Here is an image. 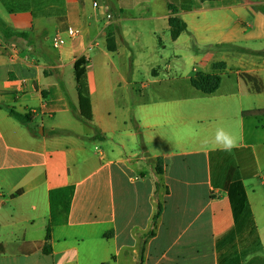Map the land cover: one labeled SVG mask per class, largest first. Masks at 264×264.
Instances as JSON below:
<instances>
[{
  "label": "crops",
  "instance_id": "crops-1",
  "mask_svg": "<svg viewBox=\"0 0 264 264\" xmlns=\"http://www.w3.org/2000/svg\"><path fill=\"white\" fill-rule=\"evenodd\" d=\"M171 1L186 31L170 40L207 51L191 59L208 72L193 67L166 80L152 70L131 113L117 104L118 95L104 99L103 126L85 122L90 131L83 132L60 83L74 81L79 89L88 66L113 67L112 60L84 56L94 48L104 56L117 52L112 18L133 12L138 21L164 22L169 34ZM194 1L0 0V21L25 35L0 38V264H264V227L261 234L256 220L262 212L264 225V193L257 199L247 186L259 178L254 140L264 148L256 134L264 127L253 122L264 118V106H251L239 78L245 73L263 83L264 0ZM151 10L154 17L146 15ZM108 32L115 52L106 49ZM51 35L70 43L50 45ZM3 44L19 56L8 60ZM198 73L219 76L213 94L191 85ZM124 78L119 82L127 85ZM87 79L93 87L94 77ZM218 128L236 138L231 151L213 143ZM50 192L68 199L67 213L58 206L53 217Z\"/></svg>",
  "mask_w": 264,
  "mask_h": 264
},
{
  "label": "rangeland",
  "instance_id": "rangeland-1",
  "mask_svg": "<svg viewBox=\"0 0 264 264\" xmlns=\"http://www.w3.org/2000/svg\"><path fill=\"white\" fill-rule=\"evenodd\" d=\"M164 2V0H163ZM192 2H195L192 0ZM91 4V0H90ZM146 15L154 17L153 10L146 13ZM133 18H138L133 12L130 13L129 17H115L112 18L113 29L116 30V40L118 50L115 53L104 56L98 52L96 48L91 51H87L84 56L85 58H99L109 62L113 61V67L109 64L108 70L100 67V64H95L93 67L88 66L86 72L84 71L83 76L80 79L79 89H74V81L70 84L67 82L60 83L62 86V94H64L67 102L74 110V115L71 113V117H75L82 124L83 132L88 133L89 126L85 122L93 121V126L97 129L100 125L103 126V120L106 118V109L104 99L116 100L117 104L120 102L127 109V113H131L130 108H134L135 100L140 96L144 95L142 91V85H147L151 79V71L155 70L159 72V78L166 80L180 79L183 76H187L192 73L193 67H198L204 72H208V69L198 61L194 63L191 57L205 55L207 51L201 47H193L192 44L182 43L175 46L170 40L169 34L166 30V24L160 23L158 20L152 21H138ZM54 36L51 35L48 44H52ZM63 41L61 44L63 47L69 45L70 41L66 40L65 37H60ZM122 38V41H121ZM99 48L105 49V43L103 39L99 40ZM60 45V46H61ZM177 53L178 56H175ZM71 69V67L69 68ZM68 69V70H69ZM194 71V70H193ZM79 75V74H78ZM119 75L124 76V80L127 85L123 82H119ZM90 76L94 77L93 87L87 80ZM132 81V82H131ZM131 82V86H130ZM112 83L116 85L115 92L111 91ZM171 83V82H170ZM170 87H174L170 84ZM260 86V85H259ZM260 94H249L252 99L251 106L254 108L264 106V79L260 86ZM149 90V87L146 91ZM101 91V93H99ZM141 92V93H140ZM114 98V96H117ZM107 97V98H106ZM122 107V106H121ZM96 111V114L91 113ZM118 113H122L119 109ZM46 118V117H43ZM33 120V124L39 123L40 118ZM75 121V120H74ZM31 122V119L28 121ZM75 123H78L75 121ZM254 126L264 127L263 116H258L254 120ZM47 128V123H45ZM79 124V123H78ZM259 124V125H258ZM81 125V124H80ZM257 132L256 134L262 135L264 138V130ZM255 154L260 162L259 178L248 181V191H255V197L258 199L264 193V148L261 147V141L258 137H255ZM250 186V187H249ZM51 213L56 218L59 212L58 207L53 204L51 207ZM256 220L258 222V228L260 233L263 234V214L262 212L256 213Z\"/></svg>",
  "mask_w": 264,
  "mask_h": 264
},
{
  "label": "trees",
  "instance_id": "trees-1",
  "mask_svg": "<svg viewBox=\"0 0 264 264\" xmlns=\"http://www.w3.org/2000/svg\"><path fill=\"white\" fill-rule=\"evenodd\" d=\"M217 1H219V0H204V2H209V3H214ZM166 8L171 15L168 18V27H169L170 38L172 40H175L176 38H178V36L181 33L186 31V26L177 17L178 8H177L175 1H171L170 3L168 2L166 4ZM262 10L264 12V7L262 8ZM24 36L25 35H23L21 33L19 34V33H15L13 31H11L8 27H6V25L4 23H2L0 21V38L3 41L7 42L11 38H21ZM232 48L238 52H241V53L251 54L249 51H247L245 49H240V48H236V47H232ZM106 49L109 52H115L113 35L111 34V32L107 33ZM258 54L261 56H264V50L259 52ZM239 78L247 86L249 93H252V94H260L261 93V88H260L257 80L254 77H252L248 74L242 73L239 75ZM219 84H220V78L216 74L198 73L195 75V77L193 79H191V85L196 90H198L204 94H207V95L213 94L218 89ZM10 116L12 118H14L15 120L21 122V123H26V118L18 115L17 113H15L13 111H10ZM57 133H60V131H58ZM155 166H156L157 172L160 173L161 172V166H162V162L160 159H157L155 161ZM58 194H59V192L58 193L57 192L56 193H51V192L49 193L50 212H52L51 207L53 206V204H55L57 207L58 206L61 207L62 212L67 213L69 201H68V199H66L65 202H62V199H61L60 195H58ZM56 195H58L59 197H57ZM50 230H51V227L48 226L47 230H46V235H45L44 241L42 243V253L46 254V255L51 254ZM4 252H5L4 247L2 245H0V254H3ZM256 260H257V258H256Z\"/></svg>",
  "mask_w": 264,
  "mask_h": 264
},
{
  "label": "clouds",
  "instance_id": "clouds-1",
  "mask_svg": "<svg viewBox=\"0 0 264 264\" xmlns=\"http://www.w3.org/2000/svg\"><path fill=\"white\" fill-rule=\"evenodd\" d=\"M213 143L222 151L228 152L236 147L237 140L229 132H226L223 128H218ZM259 255V253L255 254ZM252 258L251 254L247 259Z\"/></svg>",
  "mask_w": 264,
  "mask_h": 264
},
{
  "label": "built area",
  "instance_id": "built-area-1",
  "mask_svg": "<svg viewBox=\"0 0 264 264\" xmlns=\"http://www.w3.org/2000/svg\"><path fill=\"white\" fill-rule=\"evenodd\" d=\"M93 6L96 7L97 4H93ZM107 19L110 20L111 19V15H108ZM68 34L72 38V37H75L77 35V31H75L72 28H69L68 29ZM62 43H63V41L60 38L56 37L54 39V45L55 46L56 45H60ZM2 47L4 48V51L6 53V56H7L8 60L12 61V60L16 59L19 56V51H18V49L16 47H13L11 45H5V44H3Z\"/></svg>",
  "mask_w": 264,
  "mask_h": 264
}]
</instances>
